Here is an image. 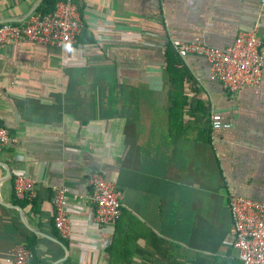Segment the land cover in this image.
Wrapping results in <instances>:
<instances>
[{"label":"crops","instance_id":"1","mask_svg":"<svg viewBox=\"0 0 264 264\" xmlns=\"http://www.w3.org/2000/svg\"><path fill=\"white\" fill-rule=\"evenodd\" d=\"M84 30L70 51L0 46V264L19 244L30 264H240L230 194L264 201L262 84L236 98L199 57L171 40L223 48L255 29L264 56V0H72ZM38 0H0L17 24ZM35 8V9H34ZM230 124L212 132L209 117ZM123 194L113 232L88 220V178ZM34 182L32 202L13 180ZM53 185L70 190L71 232L53 226Z\"/></svg>","mask_w":264,"mask_h":264},{"label":"built area","instance_id":"2","mask_svg":"<svg viewBox=\"0 0 264 264\" xmlns=\"http://www.w3.org/2000/svg\"><path fill=\"white\" fill-rule=\"evenodd\" d=\"M84 24L77 5L72 0L58 2L46 15L33 14L17 24L0 23V46L29 42L44 47L70 51L82 35ZM257 30L240 31L232 43L223 48L207 46L202 42L171 40L173 51L180 58L199 57L208 66V77L232 98L242 91L259 87L263 82L264 56ZM212 132L224 131L230 124L220 113L209 117ZM8 131L0 126V152L10 143ZM89 192L79 195L93 206L88 220L113 232L122 214V192L108 179L98 174L87 180ZM54 210L53 226L60 237L68 238L71 232L67 205L70 190L63 185L51 187ZM16 200L32 202L36 198L34 182L17 176L13 180ZM233 239L232 248L240 264H264V201L230 194L227 198ZM33 253L26 244L17 245L4 258V264H30Z\"/></svg>","mask_w":264,"mask_h":264},{"label":"trees","instance_id":"3","mask_svg":"<svg viewBox=\"0 0 264 264\" xmlns=\"http://www.w3.org/2000/svg\"><path fill=\"white\" fill-rule=\"evenodd\" d=\"M63 0H42L39 7L36 9L34 14H40V15H46L48 13H51L55 7V5ZM171 47V45H170ZM171 50L173 53H175L171 47ZM176 54V53H175ZM29 248V246H28ZM30 249V248H29ZM31 250V249H30ZM32 251V250H31Z\"/></svg>","mask_w":264,"mask_h":264},{"label":"water","instance_id":"4","mask_svg":"<svg viewBox=\"0 0 264 264\" xmlns=\"http://www.w3.org/2000/svg\"><path fill=\"white\" fill-rule=\"evenodd\" d=\"M42 0H38V2H37V4H36V6H35V8L37 7V5L41 2ZM34 8V9H35ZM6 22H9L7 19H5V20H0V23H6Z\"/></svg>","mask_w":264,"mask_h":264}]
</instances>
